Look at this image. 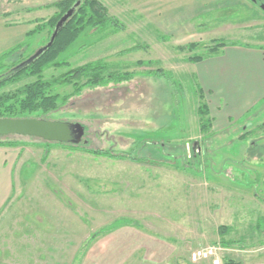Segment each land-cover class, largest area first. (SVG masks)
Listing matches in <instances>:
<instances>
[{"label":"rangeland","instance_id":"374dc122","mask_svg":"<svg viewBox=\"0 0 264 264\" xmlns=\"http://www.w3.org/2000/svg\"><path fill=\"white\" fill-rule=\"evenodd\" d=\"M56 1L0 0V22L29 32L53 15ZM98 1L123 29H86L60 56L68 66H49L42 79L51 81L93 62L107 67L104 78L130 77L105 87H83L50 120L81 122L89 126L88 138L99 136L90 146L119 155L132 151L153 162L92 155L82 147L52 144L47 149L35 138L5 136L18 143L9 147L14 162L9 198L0 210V264H213L212 258L191 261L193 251L207 247L215 248L221 264H264V226L256 227L264 219V131L251 129L264 122V102L251 112L234 110L264 89V0L223 1L193 18L188 17L191 8L183 6L163 24L158 8L140 13L132 0ZM47 38V28L26 37L22 42L30 44L23 56ZM214 40L227 47L209 54ZM189 43L198 48L177 49ZM194 55L204 62L235 64L225 83L213 90L221 109L211 110L213 127L205 132L198 128L197 108L206 103L198 88L209 80L196 76L199 65L187 60ZM157 70L170 79L151 74ZM35 79L23 75L1 87L0 95ZM73 92L72 85L49 90L60 99ZM226 123L231 126L223 130ZM194 154L200 155V170L185 161ZM122 217L138 226L92 240L96 231ZM221 225L228 228L224 235ZM133 250L137 253L121 257Z\"/></svg>","mask_w":264,"mask_h":264},{"label":"trees","instance_id":"16d2710c","mask_svg":"<svg viewBox=\"0 0 264 264\" xmlns=\"http://www.w3.org/2000/svg\"><path fill=\"white\" fill-rule=\"evenodd\" d=\"M76 3L78 5L75 8L73 14L64 22L62 28L58 31L55 36L53 42L50 47H48L43 53H41L37 58H35L29 65L25 66L18 73L14 74L7 80L0 83V88L8 83H12L18 80L23 75H29L36 77V79L23 86V88L15 93L0 95V119L1 118H41L45 120H50L51 113L57 111L61 106L66 105L65 103L75 95H79L81 93V89L83 87H105L108 82H115V84L127 80L130 77V74H114L109 75L107 78H104L102 74L107 70V67L101 62H93L81 65L76 68H72L66 73L60 75L58 78H54L51 81H45L42 79V72L45 68L52 66L55 68H60L63 66H68L66 60L64 58H60L62 54L66 52V50L79 38L81 33H83L86 29H102L105 25H109L116 30L123 29V26L115 19L107 14V9L103 6L98 0H57L52 4V7L55 9L53 15L41 26H36L33 30L26 33V37H29L36 32H39L45 28H47L48 38L46 42L41 45L39 48L45 46L49 40L53 31L55 29L56 24L61 19V17ZM214 45L208 48L207 52L209 54H213L218 52L220 49L227 46V43L222 40H214L212 42ZM29 42H21L9 50L0 54V74L5 73L17 66L21 62L27 60L30 56H32L38 49L32 51L26 56L24 52L29 47ZM198 48V44L189 43L185 46H179L177 49L181 52L183 51H194ZM137 48H132L131 50H135ZM14 54L18 55L16 60H12V56ZM189 62L196 63L204 60L203 56L194 55L187 59ZM137 64H141L138 62ZM156 76H162L167 79H170L169 75L161 70H157L153 72ZM81 78H86V81L78 85L77 81ZM72 85L74 87V92L70 96H66L60 99V96L57 94H50L49 90L54 85ZM199 98H204L201 95V89L198 88ZM75 93V94H74ZM61 101V103H60ZM39 113L37 116H33L32 114ZM197 116H198V128L200 132H205L211 128L213 118L210 117V110L208 105L204 103H200L197 108ZM84 128V135L82 140L78 144H65V143H56V142H48L43 141L39 138H35L39 140L42 144H44L45 148H49L50 145L56 144L61 147H69L71 150H78L82 147L81 150L90 153L92 155L97 156H109L113 158H123L128 159L133 162H143L149 161L153 162V160L149 156L145 157H136L132 155V151L126 154H111L109 149H103L102 147L95 145L90 146L92 142H95L96 138L99 137L96 135V138L90 139L88 138V127L81 122H77ZM250 126V125H249ZM247 127V129L249 128ZM253 130H262L264 131V122L259 123L255 128H251ZM251 130H245L242 135L239 136L240 139L246 137V135ZM16 137H26V136H18ZM32 138V137H29ZM97 141V140H96ZM18 142L10 141L5 139L4 137H0V147H12L15 146ZM89 145V146H88ZM185 156V155H184ZM154 157V156H152ZM158 157L155 156V161H158ZM200 155L194 154L193 158L187 159L185 161H193L196 164V168L198 170L202 169L200 164ZM159 162V161H158ZM189 163V162H187ZM187 166H190L188 164ZM178 168V166H176ZM184 169V168H183ZM264 219L258 221L257 226L261 229L264 225ZM123 226H138V223L130 218L122 217L113 221L111 224L99 229L92 235V240L102 234L109 233ZM219 233L224 235L227 233L228 228L225 226L218 227ZM224 247H228L230 242H221ZM85 245V243H84ZM88 245V243H86ZM225 264H237L231 263L227 261Z\"/></svg>","mask_w":264,"mask_h":264},{"label":"crops","instance_id":"0c3cea01","mask_svg":"<svg viewBox=\"0 0 264 264\" xmlns=\"http://www.w3.org/2000/svg\"><path fill=\"white\" fill-rule=\"evenodd\" d=\"M223 1L230 2V0H132V4L134 6V9L140 13H142L143 11H149V13L150 12L152 13L154 9L158 8L160 11L164 13L163 16L160 18L157 16L158 20L163 24L164 22H162V19L165 21V20H171L172 18L176 17L174 12L176 10H180L183 6H188L191 8L188 17L193 18L194 16L200 14V11L201 12H204L203 10L207 11L206 7H208L209 9L217 4H220V2ZM195 13L196 15H194ZM187 29L189 28L179 30L178 32L184 34V32H186ZM27 32L28 29L25 26L22 27L12 26L9 23L1 21L0 22V53L18 44L17 42L21 43L26 38ZM224 48L220 50H223ZM190 64L199 65L196 66L197 77H199L202 74L209 80L208 86L205 87L204 89L203 88L200 89H201V95L204 97L210 112L211 110H220L221 106L219 100H217V98L213 96V90L214 91L219 90V85L221 83H225L228 73L231 72L230 67L234 66L235 64L231 61L221 64L220 62H215V61L211 63L204 62V60H202L201 62L190 63ZM209 78H213L215 80L212 82L216 86L214 84L210 85L209 82L211 81ZM228 89H229L228 91L229 94L233 95L234 92L232 91V88L229 85H228ZM242 101H243L242 104L240 102L234 106V110H240V112L242 113L251 112L252 108H254L259 104H263L264 89L263 91L262 90L258 91L256 94H253L250 98L243 99ZM229 126H231V124L226 123L224 124L222 129L224 130L226 127ZM10 151L11 150L9 149V147H0V210L2 209L7 199L9 198V194L11 191V183H12L11 163H13L14 160L11 159ZM10 160L12 161L10 162ZM134 253H137V251L136 250H133V252L127 251L124 252L125 255L121 257L126 259L129 258Z\"/></svg>","mask_w":264,"mask_h":264},{"label":"water","instance_id":"95a60500","mask_svg":"<svg viewBox=\"0 0 264 264\" xmlns=\"http://www.w3.org/2000/svg\"><path fill=\"white\" fill-rule=\"evenodd\" d=\"M254 4H259V0H249ZM78 3L73 5L58 21L50 37L49 42L39 48L27 60L21 62L9 71L0 74V83L7 80L14 74L18 73L25 66L29 65L35 58L50 47L58 31L62 28L64 22L73 14ZM261 9L264 10V4H261ZM9 135L26 136L39 138L43 141L78 144L81 142L84 135V128L78 123L45 120L41 118H1L0 119V137Z\"/></svg>","mask_w":264,"mask_h":264},{"label":"built area","instance_id":"2783aa9c","mask_svg":"<svg viewBox=\"0 0 264 264\" xmlns=\"http://www.w3.org/2000/svg\"><path fill=\"white\" fill-rule=\"evenodd\" d=\"M261 251L264 253V246L261 248ZM190 258L193 262L212 258L213 264H221L218 258H216V250L213 247H207L193 251L190 255Z\"/></svg>","mask_w":264,"mask_h":264},{"label":"flooded vegetation","instance_id":"af4514ba","mask_svg":"<svg viewBox=\"0 0 264 264\" xmlns=\"http://www.w3.org/2000/svg\"><path fill=\"white\" fill-rule=\"evenodd\" d=\"M258 3L260 4V0L258 1Z\"/></svg>","mask_w":264,"mask_h":264}]
</instances>
